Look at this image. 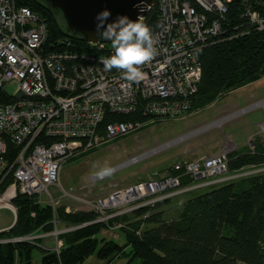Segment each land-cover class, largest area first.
Masks as SVG:
<instances>
[{"label":"built area","instance_id":"2783aa9c","mask_svg":"<svg viewBox=\"0 0 264 264\" xmlns=\"http://www.w3.org/2000/svg\"><path fill=\"white\" fill-rule=\"evenodd\" d=\"M229 2L155 0L148 9H157V23L152 30L157 55L142 66L143 79L129 84L120 71L104 69L102 61L114 54L109 44L87 42V50H51L46 22L38 13L16 0H0V209L10 210L15 220L14 200L18 194L55 208L57 201L49 188L57 186L60 197L84 204L95 213L93 222L106 223L132 209L152 207L164 198L263 171L264 165L249 166L244 174H229V152L221 148L213 154L178 160L169 170L115 187L103 197L90 198L58 182L61 165L68 157L135 132L157 117L182 118L193 109L201 78L198 52L215 43L224 30L221 19L230 9ZM240 5L239 17L246 24L233 25L232 31H264V0H240ZM9 83L16 85L12 94L5 89ZM260 106L264 107V99ZM134 112L148 120L103 124L109 113ZM256 135L255 139L264 146V122L259 123ZM252 138L247 139L250 152H254ZM138 156L141 155L129 160ZM184 177L190 181L182 185ZM58 221L54 219L55 224ZM107 227L127 228L140 234V228L132 229L126 222ZM59 233L55 225L54 231L0 241L35 242L54 235L58 252L63 243ZM50 247L45 246L47 250Z\"/></svg>","mask_w":264,"mask_h":264},{"label":"trees","instance_id":"16d2710c","mask_svg":"<svg viewBox=\"0 0 264 264\" xmlns=\"http://www.w3.org/2000/svg\"><path fill=\"white\" fill-rule=\"evenodd\" d=\"M16 2L30 7L45 20L51 50L88 49V43L67 31L62 17L52 13L40 0ZM229 5L230 9L221 19L224 30L217 35L215 43L198 52L201 78L193 97V109L211 104L222 94L264 76V31L253 28L248 33H240L241 28L232 31L231 26L246 23L239 17L240 0H231ZM142 21L154 30L156 6L147 11ZM107 44L112 48L111 43ZM113 120L146 121L148 117L139 112L109 113L103 124ZM253 144L254 152L248 146L228 153L229 173L264 165L263 144L258 139ZM189 181L184 177L182 185ZM183 194L178 212L170 219L164 218L165 209L161 206L180 200L179 194L161 199L152 207H140L115 216L107 223L92 222L61 232L58 238L63 243L58 253L32 241L0 242V264H32L34 249L41 251L42 264H81L93 254L109 261L125 254L127 246L129 262L138 259L139 264H264V170ZM14 202L18 207L17 219L11 228L0 232V238L52 231L54 219L72 226L96 217L87 209L65 211L63 204L53 208L25 194H18ZM145 213L147 216L142 218ZM114 222L140 228V234L120 228L125 236L123 243L98 236L102 228Z\"/></svg>","mask_w":264,"mask_h":264},{"label":"rangeland","instance_id":"374dc122","mask_svg":"<svg viewBox=\"0 0 264 264\" xmlns=\"http://www.w3.org/2000/svg\"><path fill=\"white\" fill-rule=\"evenodd\" d=\"M15 87V83H9L5 89L12 94ZM263 99L264 76L222 94L211 104L192 109L182 118L158 117L138 131L68 157L61 165L58 182L63 188L71 186L90 198L103 197L115 187L147 179L170 168L178 160L213 154L221 148L227 152L235 148H247L248 137L255 139L259 123L264 122V107L260 106ZM136 155L141 156L129 160ZM105 165L115 167L113 174L105 178L96 177L95 173ZM248 170L249 166L234 173L244 174ZM57 189V186H50V192L57 201L56 206L62 203L81 206L69 198L60 197ZM178 196L180 200L174 199L168 205L161 206V209H165L164 218L170 219L178 212L185 195ZM141 217L144 218V214ZM13 222V213L8 209H0V228L8 227ZM49 249L56 251L55 245ZM35 255L42 257L38 249L33 250ZM136 261L133 264H139V260Z\"/></svg>","mask_w":264,"mask_h":264},{"label":"clouds","instance_id":"9594fccd","mask_svg":"<svg viewBox=\"0 0 264 264\" xmlns=\"http://www.w3.org/2000/svg\"><path fill=\"white\" fill-rule=\"evenodd\" d=\"M111 13L105 9L96 16V31L102 40L110 41L114 54L102 61L106 71L115 68L122 73V79L129 84L143 79L142 66L156 55L157 40L148 25L141 18L136 21L127 16H119L115 21L106 23ZM114 169L105 165L95 175L105 178L112 175Z\"/></svg>","mask_w":264,"mask_h":264},{"label":"water","instance_id":"95a60500","mask_svg":"<svg viewBox=\"0 0 264 264\" xmlns=\"http://www.w3.org/2000/svg\"><path fill=\"white\" fill-rule=\"evenodd\" d=\"M54 14H59L66 30L86 42H105L96 31V16L107 9L111 15L106 23L119 16L136 21L143 18L155 0H40Z\"/></svg>","mask_w":264,"mask_h":264},{"label":"crops","instance_id":"0c3cea01","mask_svg":"<svg viewBox=\"0 0 264 264\" xmlns=\"http://www.w3.org/2000/svg\"><path fill=\"white\" fill-rule=\"evenodd\" d=\"M251 103V102H249ZM65 206V211H74V210H86L87 208L84 206H80V207H76V205L74 204H66V203H62ZM85 208V209H84ZM56 225V229L60 230V231H66V230H70L71 227L66 226L65 223H59V221L55 224ZM10 227V226H8ZM65 227L63 230L62 229H58V228H62ZM7 228V227H5ZM3 228H0V230ZM120 231V233H119ZM122 233V234H121ZM99 237H105V238H109V239H114L119 243H123L125 241V236L124 233L120 230V228L116 229L113 227H106V228H102L101 231L98 234ZM40 247L43 249H46L45 246H54L55 245V239L53 236H48L45 237L44 239H40L38 240ZM129 246H127L125 248V254L123 253L120 256H116L113 259L107 261L105 259H101L98 258L95 254L89 256L88 258H86V260L81 263V264H133L135 260L129 262V256L126 254L127 250H128ZM137 262V261H136ZM32 264H42L41 262V256L38 257L37 255L33 256L32 258ZM137 264V263H136Z\"/></svg>","mask_w":264,"mask_h":264},{"label":"bare ground","instance_id":"6f19581e","mask_svg":"<svg viewBox=\"0 0 264 264\" xmlns=\"http://www.w3.org/2000/svg\"><path fill=\"white\" fill-rule=\"evenodd\" d=\"M114 168H115V167H114ZM114 168H113V169H114ZM96 176H97V175H96ZM49 191H50V188H49ZM51 194H52V193H51ZM17 211H18V207H17ZM17 211H16V218H15L13 224L15 223V221H16V219H17ZM117 211H118V210H117ZM117 216H119V215H117ZM95 218H96V217H95ZM95 218H94V219H95ZM94 219H93V220H94ZM93 220L88 221V222H83V223H86V224H88V223H92ZM108 221H110V219H109ZM108 221H107V222H108ZM97 222H100V221H97ZM107 222H106V223H107ZM104 223H105V222H104ZM13 224H11L10 227H11ZM10 227L3 228V229L0 230V232L8 230ZM31 234H33V233H30V234H28V235H24V236H15V237H26V236H29V235H31ZM8 238H11V237H8ZM2 239H6V238H0V240H2ZM25 241H26V240H25ZM0 242H2V241H0ZM37 242H38V241L36 240L34 243H36L37 245H39Z\"/></svg>","mask_w":264,"mask_h":264}]
</instances>
